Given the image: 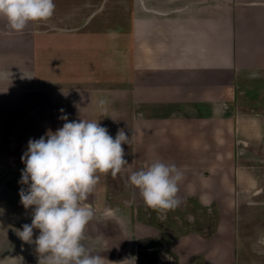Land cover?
<instances>
[{
	"label": "crops",
	"instance_id": "obj_1",
	"mask_svg": "<svg viewBox=\"0 0 264 264\" xmlns=\"http://www.w3.org/2000/svg\"><path fill=\"white\" fill-rule=\"evenodd\" d=\"M54 3L51 18L22 32L0 16V264H38L35 244L17 235L32 220L19 181L32 119L46 130L47 101L39 92L32 107L30 64L15 58L47 56L135 58L134 167L175 164L180 205L216 217L208 233L175 234L169 214L153 221L121 203L132 192L121 173L100 174L82 241L93 254L105 264H264V0ZM109 207L119 211L107 217ZM161 245L162 256H141Z\"/></svg>",
	"mask_w": 264,
	"mask_h": 264
},
{
	"label": "clouds",
	"instance_id": "obj_2",
	"mask_svg": "<svg viewBox=\"0 0 264 264\" xmlns=\"http://www.w3.org/2000/svg\"><path fill=\"white\" fill-rule=\"evenodd\" d=\"M54 11V0H0V16L6 17L16 32H22L30 21L48 20ZM60 119L62 127L29 139L21 156L25 167L19 183L26 188H20V203L32 209V220L17 230V235L25 243L35 244L38 264H105L106 258L93 254L82 242L85 228L95 216L86 201L100 174L110 173L115 178L125 171L129 164L122 144H128L129 138L123 129L113 138L98 121H69L66 114ZM183 178L175 164L156 160L132 172L129 182L139 190L147 208L166 215L180 204L177 193ZM118 211L109 207L104 215L112 217ZM34 229L39 230L35 239ZM135 259L120 264H135Z\"/></svg>",
	"mask_w": 264,
	"mask_h": 264
},
{
	"label": "rangeland",
	"instance_id": "obj_3",
	"mask_svg": "<svg viewBox=\"0 0 264 264\" xmlns=\"http://www.w3.org/2000/svg\"><path fill=\"white\" fill-rule=\"evenodd\" d=\"M134 59L133 57L64 56L15 58L16 65L22 62L26 66L30 64L31 82H33L30 88L32 107L39 92L45 95L42 97L47 101L46 130L44 128L39 130L38 122L32 119L30 139H39L48 129L54 132L62 127L64 121L60 119V116L63 114L68 116L69 121L79 119L98 121L101 126L108 129L113 138L118 130L123 129L129 138L128 144H122L125 152L124 158L129 165L121 174L127 185L130 184L131 173L140 170L134 167ZM101 100L104 101L103 105L99 103ZM61 109L64 113H61ZM72 113L75 114L72 115ZM19 141L21 143L22 139L20 138ZM130 187L131 195H124L121 203L128 207H137L140 214L146 218H152L153 221L160 220L159 215L163 213L147 208L139 190L134 189L132 185ZM149 214L150 217L147 216ZM166 214H169L166 221L164 220L167 225L168 222L176 223L175 234L198 229L208 233L216 220L214 214H209L205 207L192 201L183 206L179 204L175 210L168 211ZM177 224H182V229L181 225ZM164 228H166L165 225ZM151 244L153 241H146L142 246ZM162 248L161 245L152 251L143 249L141 256L150 262V258L162 256L165 253V249Z\"/></svg>",
	"mask_w": 264,
	"mask_h": 264
}]
</instances>
